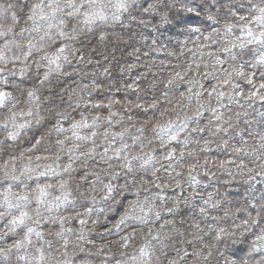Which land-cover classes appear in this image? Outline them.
<instances>
[{"label":"clouds","instance_id":"obj_1","mask_svg":"<svg viewBox=\"0 0 264 264\" xmlns=\"http://www.w3.org/2000/svg\"><path fill=\"white\" fill-rule=\"evenodd\" d=\"M0 264H264V0H0Z\"/></svg>","mask_w":264,"mask_h":264}]
</instances>
